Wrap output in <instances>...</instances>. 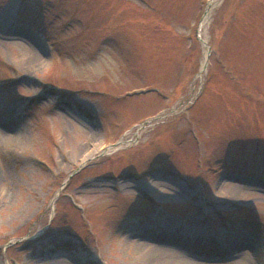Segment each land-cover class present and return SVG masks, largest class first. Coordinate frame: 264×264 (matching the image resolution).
<instances>
[{
  "label": "rangeland",
  "instance_id": "1",
  "mask_svg": "<svg viewBox=\"0 0 264 264\" xmlns=\"http://www.w3.org/2000/svg\"><path fill=\"white\" fill-rule=\"evenodd\" d=\"M0 131V264H264V0H0Z\"/></svg>",
  "mask_w": 264,
  "mask_h": 264
},
{
  "label": "bare ground",
  "instance_id": "2",
  "mask_svg": "<svg viewBox=\"0 0 264 264\" xmlns=\"http://www.w3.org/2000/svg\"><path fill=\"white\" fill-rule=\"evenodd\" d=\"M208 19H209V14L206 13L204 15V18H203V23L207 22ZM36 59L37 58L35 57V60ZM33 61L34 60H30L29 65L31 63L33 64ZM206 63H207V60L205 58V61L203 62V67L206 66ZM3 134L4 133L0 131V135H3ZM101 148H102V145H99L98 147H96V149L94 151L97 152ZM92 153H89V156H91ZM87 157H88V154L83 158V160H86ZM189 255L190 254H188L187 252H184L181 250H175L174 252H171L169 254H160V255H155V256L151 257L149 264H176L177 262H179L180 264L189 263L190 259H191L190 258L191 256H189Z\"/></svg>",
  "mask_w": 264,
  "mask_h": 264
}]
</instances>
